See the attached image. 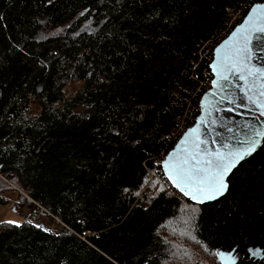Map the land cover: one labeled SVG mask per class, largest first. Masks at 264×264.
Instances as JSON below:
<instances>
[{"label": "trees", "instance_id": "16d2710c", "mask_svg": "<svg viewBox=\"0 0 264 264\" xmlns=\"http://www.w3.org/2000/svg\"><path fill=\"white\" fill-rule=\"evenodd\" d=\"M261 2L0 0V174L55 224L1 223L0 264H264V141L213 203L160 166L198 114L211 43Z\"/></svg>", "mask_w": 264, "mask_h": 264}, {"label": "snow or ice", "instance_id": "6c2138e0", "mask_svg": "<svg viewBox=\"0 0 264 264\" xmlns=\"http://www.w3.org/2000/svg\"><path fill=\"white\" fill-rule=\"evenodd\" d=\"M256 34H264V5L254 6L246 25L234 32L229 41H225L224 48L216 49L217 59L210 67L216 77L212 81V87L219 91L221 100H227L229 104L235 103L234 99L226 94V89L229 85L233 88L237 87L229 80L230 75L237 74L238 79L244 82V86L239 89L244 98L253 103L260 115L264 116V83H261V80H264V71L252 68L249 63L251 60L249 43L254 37L260 38ZM211 96L216 97L217 92H212ZM213 111H218L214 104L202 106V112L206 116H212ZM200 124L208 128L215 125L216 121L205 123L201 120ZM244 127L248 131L243 140L237 141L240 147H230L225 143L223 150L212 152L204 147L206 141L202 138L199 128L188 129L184 134L183 146L180 150L175 154L169 153L162 162L164 176L181 197L196 204H203L224 195L228 189L226 177L241 161L251 156L264 139V128L249 125ZM228 131L231 132L232 129L229 128ZM191 219L192 217H189L184 222L190 223ZM5 223L20 227L14 221ZM189 238L199 243L195 237ZM205 251L210 250L205 248ZM234 252L235 250L227 253L216 251L213 254L220 264H236L237 256Z\"/></svg>", "mask_w": 264, "mask_h": 264}, {"label": "water", "instance_id": "95a60500", "mask_svg": "<svg viewBox=\"0 0 264 264\" xmlns=\"http://www.w3.org/2000/svg\"><path fill=\"white\" fill-rule=\"evenodd\" d=\"M256 5H264V2L254 3L253 5H251L247 10V12L245 13V15L243 16V18L241 19V21L237 25H235L231 29V31L213 47L212 58L208 65L209 72L212 75V80L209 89H207L199 98L198 114L195 117L193 123L185 129V131L181 134V136L177 139V141L174 143L172 148L166 153L165 157L160 162L161 171L163 177L166 180L167 178L164 176V169L162 167V162L167 158L169 153L175 154L177 151L180 150V148L183 146L184 134L188 131V129L194 127L199 128L202 138L206 141L204 147L207 148L208 151L212 152L216 150H223V145L225 143H227L230 147H240L237 141L243 140L248 131V129L245 128L244 125L254 126L256 128H264V116L260 115V112L257 109V107L253 103H250L247 99H245L243 93L239 90L241 87L244 86V82L238 79V75L233 74L229 76V80L231 81V83L237 86L233 88L229 85L226 89V94L229 96V98H232L235 101V103L229 104L227 103V100H221L219 91L216 88L212 87V81L213 79H216V77L213 75V69L210 67V65L213 64L217 59L216 49L224 48L225 41H229L230 37L234 32H236L237 30L241 29L243 26L246 25L248 21L249 13L252 10V8ZM256 35L259 36L260 38L257 39L254 37L249 43V49L251 51V60L249 63L252 68L264 71V34H256ZM261 83H264V80H261ZM212 92H217V96L212 97L211 96ZM209 103L214 104L218 109V111H213L212 116L210 117L206 116L205 113L202 112V106L207 107ZM228 109H231V111H229ZM201 120H204L205 123H209L210 121L215 120L216 124L208 128H205L203 127V125L200 124ZM229 128L232 129L231 132L228 131ZM263 141L264 139H262L261 144L258 145L257 150L251 156H248L243 161H241L239 165L242 162L251 158L262 147ZM235 169H233L232 172L226 177L227 183L230 175L233 173ZM228 188H229V183H228ZM172 189L175 192H177L176 189H174L173 187ZM227 191L224 193V195L220 196L218 199L208 201L203 204H208L218 201L227 194ZM184 199L188 200L187 198ZM188 201H190L193 204H196L191 200ZM196 205H201V204H196ZM232 251H221V252L227 253ZM248 254L250 258H254V259H261L263 257L262 251L258 248L249 249ZM216 262L220 264V261L217 258H216Z\"/></svg>", "mask_w": 264, "mask_h": 264}, {"label": "rangeland", "instance_id": "374dc122", "mask_svg": "<svg viewBox=\"0 0 264 264\" xmlns=\"http://www.w3.org/2000/svg\"><path fill=\"white\" fill-rule=\"evenodd\" d=\"M0 198V224L6 221H14L21 224L22 221L28 220L45 229H54L55 224L52 223L50 215L44 210L41 211L40 208L37 209L33 202L17 188L14 182L7 179L5 175L2 174H0ZM180 232L181 234L186 233V231L182 229ZM175 248L176 252L174 254L183 259L188 256H190V258L193 257V259L196 257L197 259L202 253L200 251H195L193 255H189L186 249V243L181 240L175 244Z\"/></svg>", "mask_w": 264, "mask_h": 264}, {"label": "built area", "instance_id": "2783aa9c", "mask_svg": "<svg viewBox=\"0 0 264 264\" xmlns=\"http://www.w3.org/2000/svg\"><path fill=\"white\" fill-rule=\"evenodd\" d=\"M226 35L223 33V32H221L220 34H219V36H217V38L214 40V42L213 43H211V45L213 46V45H216L218 42H220L224 37H225ZM205 61H206V63L209 65V63H210V61H211V58L209 57V56H207L206 55V59H205ZM211 80H212V75H211V73L209 72V69L204 73V75H203V79L199 82V84H198V86H197V89H196V94H195V96L197 95V97H198V101H199V98H200V96L207 90V89H209V87H210V84H211ZM196 97V98H197ZM190 125H188L185 121L184 122H182V123H180L178 126H177V128H176V130L173 132V133H171V135L169 136V139L170 140H176L177 141V139L181 136V134L185 131V129L187 128V127H189ZM175 141V142H176ZM166 153L167 152H163V153H161V160H163V158L165 157V155H166ZM41 211H43L42 209H41Z\"/></svg>", "mask_w": 264, "mask_h": 264}]
</instances>
